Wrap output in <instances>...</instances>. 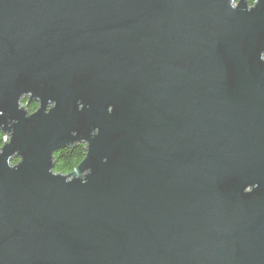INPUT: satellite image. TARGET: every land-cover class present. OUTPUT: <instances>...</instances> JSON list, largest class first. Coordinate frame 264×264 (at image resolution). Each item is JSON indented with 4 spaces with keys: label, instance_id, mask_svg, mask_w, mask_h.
<instances>
[{
    "label": "water",
    "instance_id": "95a60500",
    "mask_svg": "<svg viewBox=\"0 0 264 264\" xmlns=\"http://www.w3.org/2000/svg\"><path fill=\"white\" fill-rule=\"evenodd\" d=\"M243 7L0 0V104L28 153L15 172L0 164V264H264V66L248 63L264 2ZM42 80L57 108L24 121L15 98ZM76 96L91 108L75 114ZM81 137L93 174L65 186L49 156ZM248 183L260 195L242 199Z\"/></svg>",
    "mask_w": 264,
    "mask_h": 264
},
{
    "label": "clouds",
    "instance_id": "9594fccd",
    "mask_svg": "<svg viewBox=\"0 0 264 264\" xmlns=\"http://www.w3.org/2000/svg\"><path fill=\"white\" fill-rule=\"evenodd\" d=\"M264 0H226L227 8L231 11H237L241 4L244 5L243 12L244 14H250L256 10L258 5H261ZM264 10V9H262ZM257 39V52L255 55L248 61L249 65L255 62L258 66H264V48L260 45L264 43V33L258 32L256 35ZM242 51L246 50V46L242 45ZM217 54H219V49H216ZM251 71V68H249ZM87 79L86 73H81L80 76H73L70 87L73 92L77 91V86L81 80ZM24 80V76L22 73H17L16 82L19 84L20 81ZM233 82L232 74L229 73L228 79V87L231 88ZM17 84L13 85V88L17 86ZM47 84V81L42 80L39 84H33L25 88L23 91L19 92V94L15 98V111L17 113H22V118L24 121H31V118L36 116L43 109V116H49L53 110L57 108V100L53 97H48L45 100V93L43 92V88ZM49 91L52 90V87L48 86ZM40 90V94L36 95L37 90ZM92 104L90 100H85L82 96H76L72 103V110L75 114H79L84 112L88 108H91ZM5 105L0 104V164L3 165L8 171L15 172L20 166L24 163L28 153L21 152L19 145V138L15 134L16 126L19 124V120L14 118L11 114L5 112ZM119 112V108L116 107L115 104L108 103L105 105V113L109 116L115 115ZM83 124L84 121L81 120ZM36 124L33 121L28 127L24 129V135L27 136L30 134V130L32 127H35ZM69 135L73 138L78 136V131L73 130L69 133ZM100 135L99 127L92 126L90 131L88 132V137L96 138ZM117 137H113L112 139H116ZM16 144L17 146L12 148V145ZM72 146L78 149L81 153V159L83 163L80 164L79 167L67 168L64 167L63 163H57L56 154L58 149L51 151L49 160L50 166L47 168V173L52 178H60L63 181L65 186L72 185L74 183H79L80 186H86L89 183V179L93 174L94 164L84 168L83 171H79L81 165L87 160L89 155V139L81 137L80 139H74L72 142ZM6 148H11V151L6 153ZM119 150L117 149V152ZM101 164H107V157H104L100 160ZM236 178L233 177L231 184H235ZM231 184L226 183L225 187H231ZM259 185L257 183H248L244 186L240 191V196L242 199L247 198L253 192H256L257 195H260L258 191ZM223 191V188H221Z\"/></svg>",
    "mask_w": 264,
    "mask_h": 264
},
{
    "label": "trees",
    "instance_id": "16d2710c",
    "mask_svg": "<svg viewBox=\"0 0 264 264\" xmlns=\"http://www.w3.org/2000/svg\"><path fill=\"white\" fill-rule=\"evenodd\" d=\"M56 159L57 163H63L64 167L67 168L77 167L83 161L80 151L74 147L59 150Z\"/></svg>",
    "mask_w": 264,
    "mask_h": 264
}]
</instances>
